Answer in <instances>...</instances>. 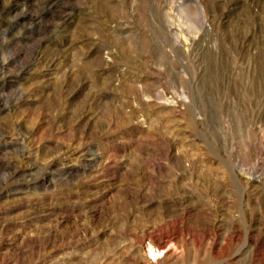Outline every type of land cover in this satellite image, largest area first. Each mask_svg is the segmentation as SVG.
<instances>
[{
	"label": "rangeland",
	"instance_id": "rangeland-1",
	"mask_svg": "<svg viewBox=\"0 0 264 264\" xmlns=\"http://www.w3.org/2000/svg\"><path fill=\"white\" fill-rule=\"evenodd\" d=\"M149 242L264 264V0H0V264Z\"/></svg>",
	"mask_w": 264,
	"mask_h": 264
},
{
	"label": "bare ground",
	"instance_id": "bare-ground-1",
	"mask_svg": "<svg viewBox=\"0 0 264 264\" xmlns=\"http://www.w3.org/2000/svg\"><path fill=\"white\" fill-rule=\"evenodd\" d=\"M3 137V136H2ZM134 237V236H133ZM147 238H150V240L151 239H153L152 238V234L151 233H147V232H145L142 236H141V240L142 241H146L147 240ZM149 240V241H150ZM153 243H154V241H153ZM152 242H149L148 243V245H147V247H148V250H147V252L149 253V254H151V256L153 257V258H155V259H157V261H156V263H154V264H167V263H169V261L171 262V260L173 259V258H175V257H177V255H178V253L179 252H181L180 250L178 251V250H176L177 248H175V249H172V251L171 250H168V249H165V248H167V246L166 247H159L158 245H156V244H153ZM161 244V243H160ZM161 246V245H160ZM105 252V251H104ZM161 253H163V258H160V254ZM181 254V253H180ZM108 255V254H107ZM103 257V256H102ZM105 257V256H104ZM158 257V258H157ZM103 259V258H102ZM108 259V258H107ZM104 260V259H103ZM107 261V260H106ZM108 262H110V260L108 261ZM106 264H107V262H106ZM108 264H110V263H108Z\"/></svg>",
	"mask_w": 264,
	"mask_h": 264
}]
</instances>
